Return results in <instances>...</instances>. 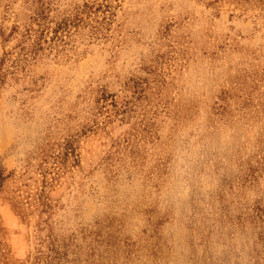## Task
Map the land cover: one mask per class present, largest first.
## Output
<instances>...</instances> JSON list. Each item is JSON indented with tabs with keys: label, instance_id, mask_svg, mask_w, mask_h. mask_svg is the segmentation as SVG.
I'll return each instance as SVG.
<instances>
[{
	"label": "rangeland",
	"instance_id": "rangeland-1",
	"mask_svg": "<svg viewBox=\"0 0 264 264\" xmlns=\"http://www.w3.org/2000/svg\"><path fill=\"white\" fill-rule=\"evenodd\" d=\"M0 264H264V0H0Z\"/></svg>",
	"mask_w": 264,
	"mask_h": 264
}]
</instances>
